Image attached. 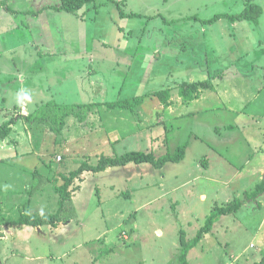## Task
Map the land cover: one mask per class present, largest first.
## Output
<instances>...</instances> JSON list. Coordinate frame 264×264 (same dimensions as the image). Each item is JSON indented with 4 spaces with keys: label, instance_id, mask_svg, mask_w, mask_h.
<instances>
[{
    "label": "rangeland",
    "instance_id": "rangeland-1",
    "mask_svg": "<svg viewBox=\"0 0 264 264\" xmlns=\"http://www.w3.org/2000/svg\"><path fill=\"white\" fill-rule=\"evenodd\" d=\"M121 1L124 13L140 17L121 19L114 4ZM196 2L98 0V12L96 4L83 9L81 13L90 11L84 22L67 14L65 17L73 18H64L54 39L41 47L44 52L52 45L63 54L41 58L48 66L31 89L35 101L51 99L54 69L62 77L71 76L70 71L75 75L83 71L84 59L72 58L69 51L87 49L107 55L92 53L93 66L82 76L84 89L79 88L81 84L73 87L70 81L60 85V103L112 102L168 88L175 102L166 108L157 98L147 97L134 114L96 107L84 114L83 122L68 117L59 134L51 133L41 122L35 129L29 125L25 141L31 147L39 145L40 157L25 156L26 163L12 166L0 164V264H181L180 232L187 240L193 239L215 205L242 199L260 183L264 15L256 33L248 23L238 22L242 34L232 35L233 28L224 20L212 25H201L200 20L239 14L251 0H202L201 9ZM253 2L264 11V0ZM193 16L199 20L183 21ZM42 28V37L53 31ZM211 35L217 37L212 46ZM218 75L219 92H203L192 106L179 102L178 85ZM101 85L103 93L99 92ZM225 104L238 112L227 111ZM0 108L6 111L4 105ZM190 110L199 113L181 117ZM4 120L5 115H0V124ZM22 123L25 127L28 122ZM230 125L233 128H227ZM26 143L20 141L18 153L28 150ZM183 144H187L184 158L161 170L149 163H129L108 173L83 174L71 187L75 189L72 200L61 216L64 226L57 230L43 226L42 234L36 228L10 229L7 225L28 211L54 214L58 209L54 187L63 184L60 174L68 176L82 162L96 165L101 155L130 151L151 152L158 158ZM14 154L5 147L0 159L9 160ZM35 168L40 175L32 174ZM263 169L264 165L262 175ZM48 175L55 179L46 185L42 177ZM258 202L259 206L246 203L236 214L222 216L188 253V264H256L264 260V195Z\"/></svg>",
    "mask_w": 264,
    "mask_h": 264
},
{
    "label": "crops",
    "instance_id": "crops-1",
    "mask_svg": "<svg viewBox=\"0 0 264 264\" xmlns=\"http://www.w3.org/2000/svg\"><path fill=\"white\" fill-rule=\"evenodd\" d=\"M0 1H5L6 2V6H2L0 5V104L5 106L6 111H4L2 108H0V115H5V120L3 122V124L6 121L11 120L12 124L10 125V133L7 136V138L5 140H1L0 139V150H4V148L6 147L7 150L9 151H15L14 156H11L9 158V160L7 159H0V164H6V165H16L18 163H26L25 156H36L37 158H39V154H40V150L38 148V144L35 145V147H31L26 143V135L30 134L29 132V125L35 129L38 127V120H34V121H30V120H26V118L28 116H30V114H33L36 110H38V108H32L31 110L29 108H27L28 106H36V105H45L48 102H54L56 104H60V105H71V104H65L64 102L60 103L63 99H61V87L60 85H63V83H67L68 81H70V84L74 87V86H79V88H83V85L81 83L84 74L88 73L87 70H90V67L93 66V54L95 53L97 54V56L99 55L98 53H100V55L105 56L107 55L105 52L103 51H99L98 53L96 52H92L89 51L87 49H79V50H70V56L72 58H80V59H84L82 63L85 64V67L83 68V71H77V74L75 75L74 71H70L69 74L71 76L68 77H62L60 76L61 73L59 70L54 69L53 70V74H54V78L52 80H54V85L52 86L53 89L50 90V100H47L46 102H44L43 100H38L35 101L37 98L35 96V94L33 93V91H31L32 88H34L36 86V84H38V82H40L41 79V75L40 73L44 70L47 69L48 66V62L44 63L42 62L41 58L44 56H48L47 58L51 57V55H57L59 56L60 54V48H54L52 45L47 46V48H45L44 52H42L41 47L45 46L46 43L48 45V41L49 38L50 40H53V34H57V29L59 28V26H61L62 24V20L64 18H73V17H65L68 16V13H64V12H58L55 10V7H58L60 4V0L58 2V4H50V2H44L42 4L41 0H28V1H19V2H15L14 0H0ZM196 2V0H194ZM202 0H197V5L199 6V9H201V3ZM252 4H254L253 0H251ZM249 3V4H250ZM256 5V4H255ZM90 5L86 6L84 8V10H86L87 7H89ZM259 6V5H257ZM101 6H99L100 8ZM260 9L262 10L261 16H260V20L264 15V11L263 8L261 6H259ZM98 8V10H99ZM84 12L83 10H81L80 12H78L77 14H70L72 16H74L73 20H78L80 22H84V20L86 19V13L90 12H86V13H81ZM95 12H98L97 10H95ZM61 14H65V15H61ZM95 16V13H94ZM92 17L93 20L95 19V17ZM68 19H66L67 21ZM221 21V20H220ZM226 21V20H224ZM241 22H246L248 23V28L250 29V31L252 33H256V27L254 26L251 22L248 21H241ZM217 23V22H216ZM226 23H229L228 21H226ZM240 23V22H239ZM238 22L236 23H229L230 26L229 28H233L230 29L231 32L233 33L232 35H234L235 33H237L239 36L242 34V26L241 28L237 29V26L239 24ZM215 24V23H214ZM202 25V24H201ZM261 25V22H260ZM49 27L51 28L53 31L49 32L47 34V36L42 35V31L43 28L42 27ZM233 26V27H232ZM246 26V25H245ZM211 33H213L214 31L212 30V27H210ZM244 32V31H243ZM250 32V33H251ZM211 39L209 40L210 46H212L213 41H217V37L211 35L210 37ZM205 39V37H204ZM191 40V39H190ZM82 42V46L85 47V45ZM204 48H205V43H204ZM209 46V47H210ZM30 48V50L27 49ZM101 56V58H102ZM114 58V57H112ZM75 62H72V64ZM50 64V63H49ZM103 64V63H101ZM87 67V68H86ZM73 70V69H71ZM11 75L8 76L7 74ZM6 75V76H5ZM88 75V74H87ZM74 76V77H73ZM90 77H88L87 82L89 80ZM209 79V78H208ZM51 79H49L48 81H50ZM211 80V79H210ZM213 81V85L215 88L214 92H219V84H220V76L218 75V77H214L211 80ZM57 85V87H56ZM100 87V88H99ZM98 88L100 89L99 92L103 93V85L99 86ZM26 88L28 89L29 92H27ZM264 88V86H263ZM80 91H82V89H79ZM31 91V92H30ZM205 92V91H203ZM197 100H194L190 103H187V105H191L194 102H197L201 96ZM262 90H260V96L264 93H261ZM66 94V93H65ZM258 96V95H257ZM256 96V97H257ZM172 106L174 105V102L172 100ZM179 102L181 103V100L179 99ZM104 103V102H102ZM73 104H78V103H73ZM41 105V106H42ZM192 106V105H191ZM3 107V106H2ZM12 107V108H10ZM171 107V106H170ZM168 107V108H170ZM226 108L227 111H235L233 109H230L231 106H228L227 104H225L224 106ZM190 110L189 113L181 115V117H192V116H197L198 115V111L194 110L192 111ZM244 111L241 110L240 112ZM238 112V111H235ZM23 121H27L28 123L25 124V127L22 125ZM2 124H0L1 126ZM33 132V131H32ZM35 132V130H34ZM52 133V132H51ZM263 132L260 131V136H262ZM20 141L25 142L29 148L28 150H21L20 153L17 152V148L19 147ZM30 141L32 142L33 139H30ZM29 139L28 142L30 143ZM13 145V146H12ZM23 147V146H22ZM67 147V146H66ZM66 151H68L66 149ZM24 152V153H23ZM261 153V151H260ZM10 160H13L12 162H9ZM61 160V158L59 159ZM39 165V164H38ZM264 163L260 164V174L263 177L262 180H264V169H263V175H262V168H263ZM40 166V165H39ZM42 166H44L45 168H49L50 170H52V167L50 165L44 164L42 163ZM112 168H109L106 170V172H110ZM37 168H35L32 171V174H34L35 176L40 175L37 172ZM58 173V172H57ZM56 173V174H57ZM89 172H85L83 177ZM240 175V173L238 174ZM60 178L62 180V178L65 175L60 174ZM43 180L45 181L46 185L47 184H51L52 180L55 179V177H50V175L47 176H43L42 177ZM53 178V179H51ZM261 180V181H262ZM260 181V182H261ZM72 200V197H71ZM5 210V209H3ZM27 214V212H26ZM29 215H33L32 213H30L28 211ZM37 215V214H34ZM41 215V214H38ZM5 217V216H4ZM15 220V219H13ZM63 220V219H62ZM62 221L55 227L53 228L54 230H57L62 226ZM22 227H31V226H22ZM14 228H21V227H12L10 229H14ZM33 229H35L34 227H31ZM46 228H48L49 230H53L51 226H46ZM39 232H41L42 234L44 233V227H38L36 228ZM8 232H12L8 231Z\"/></svg>",
    "mask_w": 264,
    "mask_h": 264
},
{
    "label": "trees",
    "instance_id": "trees-1",
    "mask_svg": "<svg viewBox=\"0 0 264 264\" xmlns=\"http://www.w3.org/2000/svg\"><path fill=\"white\" fill-rule=\"evenodd\" d=\"M98 0H60L58 7L55 10L58 12H64L68 14H77L83 10L88 5L96 4ZM112 2V1H111ZM113 3V2H112ZM121 2H114L117 6L119 17L121 19L125 18H139L140 15L127 14L121 8ZM0 5L6 6L5 1H0ZM98 5L96 4V10ZM262 10L259 6L255 4H248L239 14H216L211 19L200 20L202 25H212L220 20H226L233 24L241 21L251 22L254 26L259 23V18L261 16ZM189 20H199L196 16L188 17L183 19V21ZM203 91L214 92L215 88L210 79L197 81V82H183L178 85V97L182 104L190 103L197 100ZM171 90L163 89L151 93H146L140 96H135L129 99H121L112 102L104 103H91V104H71V105H60L54 102H48L42 105L33 114H30L26 120L31 122L38 120L39 122L46 124L50 132L54 134H59L64 129L66 125V119L68 117H76L78 121L83 122L85 120L84 114L88 111L93 110L96 107H105L107 110H126L134 114L136 109L139 108L147 97L157 98L161 105L164 107H169L172 105ZM12 121H6L0 126V139L5 140L10 133V125ZM231 129L233 126H228ZM167 133V132H166ZM167 144V139H164ZM187 144L178 146L173 153L167 152L165 155L156 158L153 153H143L138 151L126 152L122 155L105 156L101 155L98 158L96 165H90L87 162H82L79 167L71 172L68 176L62 178L63 184L54 187V191L58 194V209L54 214H44V215H29L26 213H21L16 220L7 222L10 227H22L31 226L38 228L41 226H51L55 228L62 221V214L65 211L66 206L71 202V187L74 181L82 178L85 172L100 173L104 172L109 168L123 167L129 163L141 164L149 163L156 170H161L167 163H179L185 155ZM264 195V180L257 184L252 191L249 193H244L242 199H235L225 206H214L210 214L206 217L203 226L198 230L196 236L187 240L186 235L183 231L180 232V255L179 261L181 264H188L187 257L188 253L208 235L214 224L222 217L228 215L236 214L246 203H256L257 206L260 205L258 198ZM94 264V263H93ZM264 264V260L260 263Z\"/></svg>",
    "mask_w": 264,
    "mask_h": 264
},
{
    "label": "built area",
    "instance_id": "built-area-1",
    "mask_svg": "<svg viewBox=\"0 0 264 264\" xmlns=\"http://www.w3.org/2000/svg\"><path fill=\"white\" fill-rule=\"evenodd\" d=\"M58 159H60V158H58Z\"/></svg>",
    "mask_w": 264,
    "mask_h": 264
}]
</instances>
